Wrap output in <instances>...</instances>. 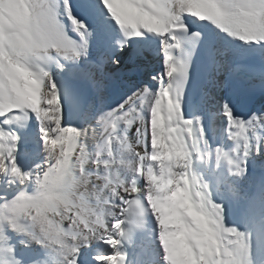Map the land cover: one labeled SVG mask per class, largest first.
<instances>
[{
  "label": "snow or ice",
  "instance_id": "1",
  "mask_svg": "<svg viewBox=\"0 0 264 264\" xmlns=\"http://www.w3.org/2000/svg\"><path fill=\"white\" fill-rule=\"evenodd\" d=\"M0 264H264V0H0Z\"/></svg>",
  "mask_w": 264,
  "mask_h": 264
},
{
  "label": "bare ground",
  "instance_id": "2",
  "mask_svg": "<svg viewBox=\"0 0 264 264\" xmlns=\"http://www.w3.org/2000/svg\"><path fill=\"white\" fill-rule=\"evenodd\" d=\"M156 67H159V64L158 63H156V65H155Z\"/></svg>",
  "mask_w": 264,
  "mask_h": 264
}]
</instances>
